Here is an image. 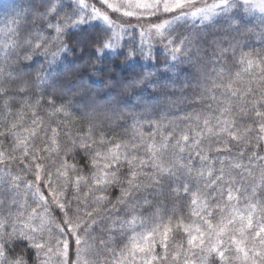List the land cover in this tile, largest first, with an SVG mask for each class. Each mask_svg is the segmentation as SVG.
Here are the masks:
<instances>
[{
    "label": "trees",
    "instance_id": "1",
    "mask_svg": "<svg viewBox=\"0 0 264 264\" xmlns=\"http://www.w3.org/2000/svg\"><path fill=\"white\" fill-rule=\"evenodd\" d=\"M209 10L170 44L152 28L174 12L116 24L132 38L122 43L107 21L87 23L56 48L64 0H0V264H54L45 253L60 250L74 264L85 231L100 264H139L132 234L153 223L159 254L192 232L193 251L209 241L208 264L263 252L264 204L246 169L221 160L264 163V22L245 6ZM164 156L210 167L215 195L185 193L161 173Z\"/></svg>",
    "mask_w": 264,
    "mask_h": 264
},
{
    "label": "rangeland",
    "instance_id": "2",
    "mask_svg": "<svg viewBox=\"0 0 264 264\" xmlns=\"http://www.w3.org/2000/svg\"><path fill=\"white\" fill-rule=\"evenodd\" d=\"M95 3L93 0L92 2L90 0H64V6L67 8V11L56 48L59 47L62 36L66 32L87 23L101 21H107L106 23L104 22V25L110 30L111 42L116 43L120 41L122 43L121 41H128L132 38H128V36L123 38L121 32H116V24L120 23L125 26L139 24L159 13L174 12V16H176L174 20L166 21L164 24L160 26L156 25V27L153 26L152 28L156 37L167 44L172 43L174 39L178 40V30L184 24H195L198 21H206L210 16L212 17V12L209 9L213 7L214 9L222 7V11H218L220 13L234 11V9H241L245 6L249 15H253L264 22V0H95ZM97 10L100 11L98 12ZM112 13L116 15V21L110 16ZM129 43H131L129 44L131 50L134 49L137 54H142L141 45L144 44L137 43L134 40ZM57 53L58 50L50 53L52 54V58H50L49 65H51ZM185 161V164H182L183 161L181 160L164 156L160 165L161 173L171 181L181 185L182 188H180L191 196L201 197L202 195L208 196L212 194L213 186L208 181L209 173L212 169L210 167H203L201 164L194 165L190 159ZM221 162L223 164L229 162L227 166L231 167H234L235 164L242 165L246 169L245 177L249 175L253 180V185L248 188V191H255L260 197V205L264 204V163H259L253 159L243 161L236 155L222 158ZM218 168L222 169L223 167L219 165ZM226 173H228L227 170ZM229 176L227 175L225 178L226 181L229 180ZM204 204L215 208H225L224 206L221 207L219 203ZM244 205L245 203H242V201L238 206L230 204V216H233V213L245 210L246 206ZM38 219L40 226L46 225L44 212L38 215ZM195 224L197 227L201 226L197 223ZM194 227V220H190L187 225L185 224L183 230L188 232L191 229L193 230ZM211 232H217V230ZM211 232L207 233L208 239H210L209 235ZM162 233L157 224L154 223L137 228L133 232L132 240L137 249L136 253L139 264H208L209 260L206 255L212 252L207 251L210 245L208 240L203 250L193 251L191 247V242L195 238L193 232L189 240L187 234H174L166 243L165 248L159 251L161 253L159 254L157 251H154L153 245L155 236H160ZM78 237L81 240V244L76 251L74 264H100V258L96 256L94 251L93 238L90 231L82 232ZM262 251L261 254H259L260 251H253V254L251 252L249 258H251L250 260L253 264H264V250ZM45 255L54 264H64V251L62 250L47 251Z\"/></svg>",
    "mask_w": 264,
    "mask_h": 264
}]
</instances>
